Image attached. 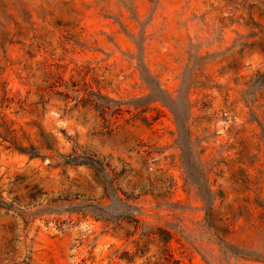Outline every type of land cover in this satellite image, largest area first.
I'll return each mask as SVG.
<instances>
[{
	"label": "rangeland",
	"instance_id": "obj_1",
	"mask_svg": "<svg viewBox=\"0 0 264 264\" xmlns=\"http://www.w3.org/2000/svg\"><path fill=\"white\" fill-rule=\"evenodd\" d=\"M261 82L264 0H0V264H264Z\"/></svg>",
	"mask_w": 264,
	"mask_h": 264
},
{
	"label": "trees",
	"instance_id": "obj_2",
	"mask_svg": "<svg viewBox=\"0 0 264 264\" xmlns=\"http://www.w3.org/2000/svg\"><path fill=\"white\" fill-rule=\"evenodd\" d=\"M264 84V82H261L260 85ZM106 107H102L100 108V111L102 114H105ZM72 160H75L73 163H83L86 164L90 167H95L97 160L93 157V156H82L81 158L78 157H74L72 158ZM206 206L208 207V203L206 204ZM219 242L221 243L222 246L229 248L230 250H232V252L237 253L235 249H238L237 246L230 244L224 240H219Z\"/></svg>",
	"mask_w": 264,
	"mask_h": 264
}]
</instances>
